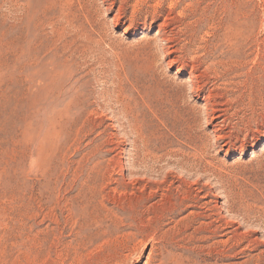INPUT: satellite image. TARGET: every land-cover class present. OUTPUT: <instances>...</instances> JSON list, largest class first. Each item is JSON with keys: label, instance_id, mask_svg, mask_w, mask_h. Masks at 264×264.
<instances>
[{"label": "rangeland", "instance_id": "obj_1", "mask_svg": "<svg viewBox=\"0 0 264 264\" xmlns=\"http://www.w3.org/2000/svg\"><path fill=\"white\" fill-rule=\"evenodd\" d=\"M189 1L0 0V264H264V0Z\"/></svg>", "mask_w": 264, "mask_h": 264}, {"label": "bare ground", "instance_id": "obj_2", "mask_svg": "<svg viewBox=\"0 0 264 264\" xmlns=\"http://www.w3.org/2000/svg\"><path fill=\"white\" fill-rule=\"evenodd\" d=\"M79 1H81V0H79ZM88 1V0H87ZM189 1V0H188ZM66 2V1H65ZM84 2V1H83ZM190 2V7H193V10H191L192 11V17H197L198 19H199V21H201V22H204V20L206 19L207 21H211V20H213L214 19V16H213V14L212 15H210V13L209 12H212L210 9V11H208L207 10V12H206V14H205V9L203 10V9H201L200 10V8H199V5L203 2V0H190L189 1ZM80 3V2H79ZM81 4V3H80ZM86 5V4H85ZM223 5V4H222ZM224 6V5H223ZM83 7V6H82ZM226 7V6H225ZM208 9V8H207ZM223 9V8H222ZM226 9V8H225ZM215 10V9H214ZM225 11V10H224ZM25 12V11H24ZM209 13V14H208ZM205 14V15H204ZM219 14V13H218ZM191 16V15H190ZM204 16H205V18H204ZM216 17H217V15H216ZM223 19L225 18L224 17V14H223ZM222 17H221V19H222ZM220 20V19H219ZM66 21V20H65ZM212 22H214V21H211V24H212ZM224 22V21H223ZM219 23H222V22H219ZM218 23V24H219ZM209 24V23H208ZM216 27H217V25H216ZM223 27V28H222ZM222 27H220V28H222V30H224V26H222ZM218 29V28H217ZM218 30H221V29H218ZM217 35V34H216ZM217 41V40H216ZM223 46H225V47H227V45L225 44V41H223V44H222ZM224 56V55H223ZM227 59V58H226ZM229 59V58H228ZM223 60V59H222ZM226 61V60H225ZM230 61V60H229ZM228 61V62H229ZM233 61H235V60H233ZM221 62V61H220ZM231 62V61H230ZM225 63V62H224ZM222 64V63H221ZM236 64H237V62H236ZM242 64V63H241ZM220 65V64H219ZM224 65V64H223ZM226 66H227V64H226ZM222 67V66H221ZM209 69V68H208ZM192 76V75H191ZM196 79V78H195ZM230 83V82H229ZM232 84V83H231ZM243 84H244V82H243ZM253 87V86H252ZM252 89V88H251ZM253 90V89H252ZM261 95V94H260ZM259 104V103H258ZM254 110V109H253ZM84 125V124H83ZM218 138V137H217ZM219 139V138H218ZM196 143V142H195ZM198 145V144H197ZM202 146V145H201ZM200 153V152H199ZM172 155V154H171ZM181 157V156H180ZM182 159V158H181ZM147 171V170H146ZM163 172V171H162ZM134 174H136L135 172H133ZM140 173V172H139ZM142 173H144V172H142ZM148 174V173H147ZM179 174V173H178ZM150 175V174H149ZM152 175V174H151ZM167 175V174H166ZM134 176V175H133ZM153 176V175H152ZM192 176V175H191ZM143 177V176H142ZM144 177H145V175H144ZM146 177H147V175H146ZM150 177V176H149ZM142 180V179H141ZM157 180V179H156ZM163 192H164V190H162ZM167 191V190H166ZM163 195V194H162ZM249 211H251V210H249ZM180 215H182L180 212H177V213H175V214H172L171 215V221H172V223H174V225H175V227H178V226H183L185 229H183L182 227V230L185 232L186 231V228H189L188 226H186L185 224H187V220H189L190 218H194V216H195V213H193V212H190L187 216H185V217H183V218H180L179 220H177L176 221V218L178 217V216H180ZM254 215V214H253ZM246 216H247V214H246ZM149 217V216H148ZM200 217V216H199ZM195 219V218H194ZM170 220V219H169ZM153 221V220H152ZM169 222V221H168ZM250 222V221H249ZM170 223V222H169ZM157 224V223H156ZM171 224V223H170ZM189 224V223H188ZM191 224V223H190ZM189 224V225H190ZM201 224V223H200ZM154 225V224H153ZM169 225V224H168ZM151 226V225H150ZM200 226V225H199ZM174 227V228H175ZM173 229V228H172ZM200 229V228H199ZM170 230V229H169ZM177 230V229H176ZM197 230V229H196ZM180 232H181V230H179ZM183 232V233H184ZM194 232V231H193ZM197 234L198 233H195V234H191V235H188V242L189 243H191V242H193V241H195L196 240V236H197ZM61 235V234H60ZM198 238V237H197ZM209 239H211V237L209 238V237H205V236H203V237H201V241H203V243H205V242H207ZM152 240H156L155 238H153ZM163 240V239H162ZM162 240H160V241H155L156 243H160ZM190 240H191V242H190ZM200 241V242H201ZM60 242H61V240H60ZM85 242V241H84ZM83 241H81L80 243H78L76 246L75 245H69V246H67V247H65V249H66V251H67V253H68V257L69 258H67V260L68 259H70V260H73V259H77V264H95V262H94V258H96L95 256H91V257H89L88 258V255H87V258H82L83 257V255H82V251L84 250H86V249H88L90 246H92V244L91 245H85V243H84ZM40 243V242H39ZM82 243H84V244H82ZM218 243V242H217ZM37 245V244H36ZM220 245V244H219ZM66 246V245H65ZM99 247V246H98ZM134 247H135V245H134ZM130 248V247H128V250H127V255H125L123 258H124V261H122L123 263H121V264H129L130 263V260H131V256L133 255V254H137V251H138V249L136 248ZM199 247V246H198ZM201 247V246H200ZM199 247V248H200ZM204 247V246H203ZM126 248V247H125ZM204 249V248H203ZM98 250V249H97ZM202 250V249H201ZM62 251H64V250H62ZM61 251V252H62ZM63 253V252H62ZM62 253H61V255H62ZM99 253V252H98ZM19 254H21V253H19ZM118 254V253H117ZM58 255V254H57ZM95 255H96V252H95ZM86 256V255H85ZM62 257V256H61ZM66 258V257H65ZM48 259V258H47ZM56 259V258H55ZM58 259V258H57ZM60 260V259H59ZM58 260V261H59ZM51 261V260H50ZM111 261V260H110ZM109 261V262H110ZM47 262V261H46ZM60 262V261H59ZM74 262V261H73ZM132 262V261H131ZM51 263H52V261H51ZM76 263V262H75ZM97 264V263H96ZM103 264V263H102ZM108 264V263H107ZM120 264V263H119ZM131 264H133V262L131 263ZM136 264V263H135Z\"/></svg>", "mask_w": 264, "mask_h": 264}]
</instances>
